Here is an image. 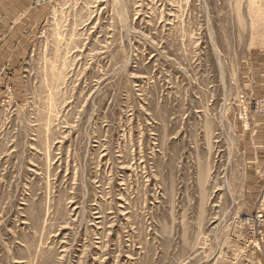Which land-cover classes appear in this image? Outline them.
Listing matches in <instances>:
<instances>
[{
  "label": "rangeland",
  "instance_id": "rangeland-1",
  "mask_svg": "<svg viewBox=\"0 0 264 264\" xmlns=\"http://www.w3.org/2000/svg\"><path fill=\"white\" fill-rule=\"evenodd\" d=\"M34 3L0 61V264H264V0Z\"/></svg>",
  "mask_w": 264,
  "mask_h": 264
},
{
  "label": "crops",
  "instance_id": "crops-1",
  "mask_svg": "<svg viewBox=\"0 0 264 264\" xmlns=\"http://www.w3.org/2000/svg\"><path fill=\"white\" fill-rule=\"evenodd\" d=\"M35 1L37 0H0V32L9 34L8 41L0 45V61L15 60L14 35L21 32L24 26L30 27L36 20L38 8ZM7 45L10 47L9 51L4 48ZM261 117L257 116L253 124V144L259 146L264 145V118ZM257 158L263 160V154L259 153Z\"/></svg>",
  "mask_w": 264,
  "mask_h": 264
}]
</instances>
